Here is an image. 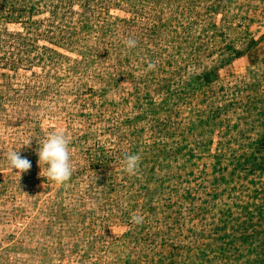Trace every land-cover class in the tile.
I'll return each instance as SVG.
<instances>
[{
  "label": "rangeland",
  "instance_id": "rangeland-1",
  "mask_svg": "<svg viewBox=\"0 0 264 264\" xmlns=\"http://www.w3.org/2000/svg\"><path fill=\"white\" fill-rule=\"evenodd\" d=\"M0 264H264V0H0Z\"/></svg>",
  "mask_w": 264,
  "mask_h": 264
},
{
  "label": "clouds",
  "instance_id": "clouds-1",
  "mask_svg": "<svg viewBox=\"0 0 264 264\" xmlns=\"http://www.w3.org/2000/svg\"><path fill=\"white\" fill-rule=\"evenodd\" d=\"M124 43L129 49L137 45V41L131 38L126 39ZM148 68L150 70L154 69L155 64L150 63ZM39 144L40 147L37 149L39 165L40 167L41 163L47 165L46 170L41 167L42 171L40 175L42 176V173L46 171V175H43V177L58 185H64L70 181L73 174L70 152L71 137L62 128H58L52 131L43 143L39 142ZM6 159L11 170H19L16 174L18 176L26 173L32 167L31 162L27 158H22L20 149L8 151ZM140 160L141 157L138 154H125L123 158L124 171L129 175H135L139 168ZM131 220L133 223L139 225L144 222V217L142 215H133Z\"/></svg>",
  "mask_w": 264,
  "mask_h": 264
}]
</instances>
